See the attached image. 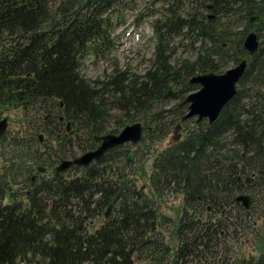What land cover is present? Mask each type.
Returning a JSON list of instances; mask_svg holds the SVG:
<instances>
[{
  "label": "trees",
  "instance_id": "trees-1",
  "mask_svg": "<svg viewBox=\"0 0 264 264\" xmlns=\"http://www.w3.org/2000/svg\"><path fill=\"white\" fill-rule=\"evenodd\" d=\"M133 2L0 0V108H19L34 124L28 141L11 140L18 156L12 153L0 171V264H135L147 251L161 253L167 262L171 250L159 232L168 219L159 212L166 197L181 199L169 264L196 258L204 264H264V252L239 263L228 254L222 257L230 250L228 239L239 237H219V230L208 232L200 222L208 205L217 214L223 206L225 230L233 235L255 214L235 205L234 198L264 195V39L253 56L243 48L245 36L256 33L249 19L264 16V0H216L214 11L207 9V1L172 0L150 23L155 46L143 75L115 67L103 80L85 79L83 59H105L114 47L110 14ZM208 12L216 15L211 22ZM256 36H264V30ZM175 40L186 41L196 57L173 62ZM243 60L236 94L217 120L182 122L187 110L177 106L198 90L190 80L223 74ZM171 86L176 90L168 94ZM171 102L177 104L165 111ZM60 117L70 122L73 133L66 134ZM111 118L115 128H109ZM137 122L153 129H145L133 153L124 144L86 168L58 178L42 175L30 186L39 166L52 171L54 164L74 158V150H93L94 137L118 134ZM174 124L181 125L182 137L157 152L147 194L136 186L128 156L149 154ZM53 139L57 143L50 151ZM25 158L32 160L28 171ZM15 184L20 187L14 189ZM7 197L11 203L3 204ZM111 207L114 213L89 232L91 220ZM260 219L264 222L262 212Z\"/></svg>",
  "mask_w": 264,
  "mask_h": 264
},
{
  "label": "rangeland",
  "instance_id": "rangeland-1",
  "mask_svg": "<svg viewBox=\"0 0 264 264\" xmlns=\"http://www.w3.org/2000/svg\"><path fill=\"white\" fill-rule=\"evenodd\" d=\"M171 1L172 0H134L133 3H129V5H126L125 3L119 7L115 13H111L109 17L111 20V28L113 30L110 33V37L114 43L113 49L105 59L98 60L97 58L91 56L83 59L80 65V74L91 82L103 80L112 72L115 67L120 70H128V72L131 74H136L139 76L143 75L149 67V60L153 57L155 46V38L153 36L150 23L162 15L166 6ZM213 14L214 13H207L206 15L211 16ZM178 42V40L174 41V47L176 46V51L173 62L175 59L192 60L196 57V51H191V49L186 46L188 44L186 41H184L182 44H178ZM197 46L198 44L195 45V47ZM229 66L230 67L228 69L234 67L232 65ZM175 90L176 87L173 88V92ZM176 104L177 102H171L164 110L171 109ZM110 115L114 116L115 113L112 112ZM3 120H5V130L7 131V135L5 136V140L3 142L0 141V171L1 168L8 166L6 159L10 158L12 153L14 156H18V153L13 151L11 140L16 139V141H18L19 139H24V141H28V138L31 135L32 125H34L33 123L30 124L29 122L25 121L24 114L21 109L13 107L0 108V122ZM191 124L193 123H190L189 127H192ZM108 125L109 128H115V120L111 118ZM177 125L178 124H174V127L166 135L162 142L155 143L150 148L149 154L140 152L138 157L133 158L132 156L130 158L131 168L135 173L134 178L136 179V186H141V189L147 194V177L150 174L157 152H160L168 147L174 137L179 136V139L182 137L183 132L181 129L176 133L174 132ZM51 126L53 125L49 122L48 127ZM122 129L123 128H120L119 130L121 131ZM70 137L73 138V135ZM29 145L30 150H34L36 147L34 144ZM131 147V152L133 153L135 151V146ZM80 154L81 151L79 149L74 150V155ZM13 160L20 159L14 158ZM22 162H24L23 168L28 171L30 169V163H32V160L30 158H25V160ZM56 165L57 164H54L53 167ZM37 174L42 176L39 172ZM33 175H35V173ZM23 180L24 179L18 177V182ZM25 184L26 187L27 182H25ZM19 187L20 186L16 184L13 186L14 189ZM24 190L25 189H22L18 194H20L22 191L24 192ZM2 203L10 204L11 200L7 197ZM112 207L114 209L116 205L113 204ZM112 207L109 210H107V208L104 210V212L106 210L109 211L108 217L114 213ZM180 208V197H166L161 202L159 209L161 216L168 218L166 221H163V224H161L159 229L160 235L163 238L162 241L165 242V244L169 246V250H171V252L168 254L170 257L168 256V259H166L167 262H162L161 253H152L151 251H147L146 253H143L144 255H141L142 257H146L137 259L135 264H169V258H172V251L176 247L174 234L178 223V218L181 213ZM261 212L264 213V206H261L257 213L255 212L256 214H252V219L250 217L251 220H246V227L237 231V234L240 232V237L236 240V242L230 240V250L227 253H225V251L222 252V257L225 254H228L230 260L239 263L242 259L247 260L249 258H257L260 253L264 252V239L260 245V241L264 236V222H262L260 219ZM105 219L106 218L104 216L93 218L89 225V232H92L98 228ZM249 221L251 225L253 222V226L249 224ZM189 264H204V262L201 261L200 263H197L196 258Z\"/></svg>",
  "mask_w": 264,
  "mask_h": 264
},
{
  "label": "water",
  "instance_id": "water-1",
  "mask_svg": "<svg viewBox=\"0 0 264 264\" xmlns=\"http://www.w3.org/2000/svg\"><path fill=\"white\" fill-rule=\"evenodd\" d=\"M209 2L208 9L214 10L216 0H204ZM209 21L215 19V15L208 16ZM264 21V16H252L249 19V23H257ZM259 42L255 33L251 32L247 34L243 40V48L249 56H253L258 49ZM226 47V45H225ZM246 68V61L239 62L236 66L226 70L223 74H203L196 75L190 80V84L197 85L198 90L189 94L184 100H182L178 107H186V114L182 117L181 121L184 122L189 119H196V123H200L206 120L208 124L215 122L222 110V108L232 100L236 94V85L241 79ZM171 87L168 94L173 93ZM169 109L165 110L168 111ZM161 111L160 113H163ZM157 114L154 115V117ZM71 124L67 122L66 131L70 130ZM181 129V125L178 124L174 132L176 133ZM79 134L78 128H76ZM152 131V128H149ZM5 132V120L0 122V138ZM42 142V136H39ZM142 138V126L140 123H133L132 125L124 127L118 134H105L95 138V142L99 147L92 151L87 152L75 159L62 161L53 172V177L57 178L61 174L73 169V168H86L92 162H97L107 152L119 147L121 145L129 144L136 146ZM179 141V136L174 137L170 144H175ZM129 155L128 160H130ZM39 172H43V169L39 168ZM33 181V179H32ZM234 203L241 205L244 209L250 208L251 198L246 195H240L234 198ZM105 218L108 216V211L105 213Z\"/></svg>",
  "mask_w": 264,
  "mask_h": 264
},
{
  "label": "flooded vegetation",
  "instance_id": "flooded-vegetation-1",
  "mask_svg": "<svg viewBox=\"0 0 264 264\" xmlns=\"http://www.w3.org/2000/svg\"><path fill=\"white\" fill-rule=\"evenodd\" d=\"M204 1V0H203ZM209 5V3H206V7ZM208 9V8H207ZM208 10H210V9H208ZM215 10V9H214ZM214 10H211V11H214ZM208 13H210V12H208ZM207 14V13H206ZM206 17L208 18V16L206 15ZM209 20V19H208ZM254 30L256 31V33L258 34V35H260V32H261V30H264V21H261V22H257L256 24H255V28H254ZM254 33V32H253ZM256 33H255V35H256ZM257 37V36H256ZM264 39V36H260V38H258L257 40L259 41V43L262 41ZM248 54V53H247ZM177 108H180V107H178L177 106ZM261 114L262 115H264V108H263V110H262V112H261ZM49 117H47L46 119H45V121L47 122V119H48ZM59 121H60V123L61 124H64L65 123V132H66V134H70V133H72L73 132V127L71 126L70 127V130L67 132L66 131V125H67V123L64 121V118L62 119V117H60V119H59ZM204 121V120H203ZM206 121V120H205ZM46 122H44V123H46ZM207 122V121H206ZM52 123V122H51ZM149 128H152V127H148V128H144V126L142 125V138H143V136H144V134L146 133V130L145 129H147L148 131H149ZM153 129V128H152ZM57 131H59V129L57 128L55 131H52V132H57ZM75 131L77 132V130L75 129ZM150 132V131H149ZM152 132V131H151ZM150 132V133H151ZM7 133V131L5 130V132H4V135L0 138V140L1 139H4L5 138V136L7 135L6 134ZM79 135H81V133H80V131H79ZM103 136V135H102ZM95 138L96 137H94V148H93V150H89V151H86V152H84V153H87V152H92V151H94V150H96L98 147H99V145L101 144V142H99V144L97 145L96 144V142H95ZM54 141H56L55 139H53L50 143H49V145H48V149L50 150V151H52V150H54V144L55 143H57V142H54ZM84 153H81L80 155H82V154H84ZM106 154V153H105ZM104 154V155H105ZM80 155H76L74 158H69V159H64V160H71V159H75L76 157H79ZM103 155V156H104ZM131 155V157H132V154H130ZM102 156V157H103ZM101 157V158H102ZM100 158V159H101ZM64 160H61L60 162H58L57 163V165L54 167V169L62 162V161H64ZM92 163H94V162H92ZM91 163V164H92ZM90 164V165H91ZM40 167H38V169H39ZM42 169V168H41ZM54 169L50 172V170H48L47 168L46 169H43V172H40L41 173V175H47L48 177H51V175L50 174H52V176H53V172H54ZM38 172H39V170H38ZM38 172H35V175H33L31 178L33 179V181H32V179H31V183H30V186H32L33 184H34V182L36 181V179L37 178H39V177H41L39 174H37ZM69 171H67V172H65V173H63V174H61L60 176H62V175H65V174H67ZM59 176V177H60ZM58 178V177H57ZM263 191H260L258 194H255V195H253V196H249L250 198H251V203H250V208L248 209V210H246V209H244L241 205H237V204H235V205H237V206H240L242 209H244L245 211H251L252 210V213H257V209H258V207H261V206H264V195L263 196H261V195H259L260 193H262ZM246 196H248V195H246ZM255 213V214H256ZM225 214H226V210H225V208L222 206L221 207V209H220V211H219V213L217 214L216 213V209H214V208H212L210 205H208L207 207H206V212H205V216L204 217H202L201 219H200V222L201 223H203V224H206L207 225V227H206V230L208 231V232H211V231H216V230H219V234H218V236L219 237H222V236H225L224 238H229L230 236H234V239H237L238 237H240V232L237 234V231L239 230V227L234 231V233H233V235L231 234V233H229L227 230H225V225H226V220H225ZM199 222V221H198ZM227 231V232H226ZM224 238H222V240H224ZM229 241H230V239H228Z\"/></svg>",
  "mask_w": 264,
  "mask_h": 264
}]
</instances>
